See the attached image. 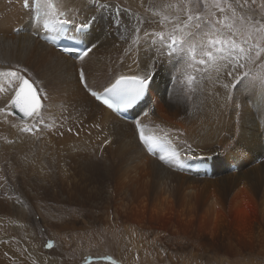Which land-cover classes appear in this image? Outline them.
I'll return each instance as SVG.
<instances>
[{"label": "bare ground", "instance_id": "bare-ground-1", "mask_svg": "<svg viewBox=\"0 0 264 264\" xmlns=\"http://www.w3.org/2000/svg\"><path fill=\"white\" fill-rule=\"evenodd\" d=\"M55 2L59 10H72L80 20L95 16L84 36L85 45L93 49L87 56L73 60L39 41L31 34L38 25L32 23L31 12L22 8L21 0H0V71L19 70L33 85L44 102L41 122L48 123L40 126L27 118L22 122L19 114L0 115V224L10 221L14 232L10 236L0 231V264H122L94 253L100 250L74 255L79 247L66 235L82 232V248L83 242L93 243L89 234L99 224L112 232L127 227L145 235L157 231L158 225L191 230L197 222L214 230L226 214L240 227L247 219L245 205L250 199L264 219V89L243 76L249 71L253 75L264 72V67L253 63L249 70L248 60H241L247 70L238 72L240 78L232 81L225 69L217 71L227 61L193 63L191 68L184 64L192 43L196 60L200 59L201 40L207 39L202 33L209 31V23L214 25L211 0ZM104 4L107 9L100 8ZM115 5L121 7L119 15L114 13ZM179 6L182 10L176 9ZM188 14L199 15L201 20H193L176 33L184 36L189 29L193 33L179 50L144 39L143 30L171 33L175 18L184 21ZM165 15L169 21L161 24ZM116 20L120 21L117 25ZM197 22L202 25L200 32L193 27ZM20 25L24 32L14 34ZM137 26L142 29L139 33ZM137 39L139 43H134ZM149 65L153 78L145 100L132 110L135 120L145 136L168 132L181 160L217 152L210 177L178 172L173 169L174 159L169 164L160 161L159 154L148 155L133 122L117 118L98 104L78 78L82 68L87 85L100 91L120 76L143 75ZM189 75L194 78L191 86ZM0 84L4 89L0 100L10 95L13 85L19 87L12 77H0ZM224 84H229L227 90ZM144 111L148 114L142 117ZM31 123L39 130H21ZM187 144H191L190 152ZM257 157L262 158L260 162ZM233 164L237 170L230 172ZM39 190H48L59 200L60 206L52 207L53 223L42 227L48 240L54 239L55 259L42 252V244L22 248L13 240L32 234L34 222L30 221L41 213L31 197H38ZM96 201L103 209L93 216L84 209ZM161 248L154 245L149 262L141 264H178L162 263ZM124 259V264H134Z\"/></svg>", "mask_w": 264, "mask_h": 264}, {"label": "rangeland", "instance_id": "rangeland-1", "mask_svg": "<svg viewBox=\"0 0 264 264\" xmlns=\"http://www.w3.org/2000/svg\"><path fill=\"white\" fill-rule=\"evenodd\" d=\"M211 2L214 5V27L219 30L220 35L224 38L232 36V31L225 27L226 24H232L235 29H240L235 37L239 42L247 38L246 25L249 17L253 21L260 20L264 23L263 0H255V3L252 0H247V4H244V0H239L240 4L244 5L243 7L237 6V0H227L226 3L225 0H220L221 6L225 8L224 13H221L215 7L214 0H211ZM229 5L235 8L236 17H233ZM176 9L182 10V7L179 6ZM225 17H227L226 20L224 19ZM240 17L245 18L243 24ZM218 20L223 21V23H216ZM189 32H191V29H189ZM249 43L264 45V41H258L255 35L252 36ZM244 46L247 47V45ZM251 55L254 56L255 52L253 51ZM262 55L264 56V54ZM252 64L247 63L249 70ZM253 65L264 67V57L256 60ZM242 70H247L246 65L239 69L238 72ZM28 190L29 187H26V191ZM39 191L41 193L38 197H31L36 202L35 210L41 213L36 216V219L30 221L34 222L32 234L25 233L20 236V240L13 239L22 248L31 244L33 246L44 245L48 238L46 228L43 229L42 227L45 223H53L52 207L60 206L59 200H54L53 195L48 190ZM245 206L247 219L240 227L233 225L231 217L224 214L220 219V225H214V230L197 222L191 230H177L169 226L158 225L157 231L145 235L137 231L135 233L132 228L127 227H119V231L112 232L109 231L110 229H105L104 224L102 226L99 224V228L94 229L92 234H89L93 243L87 245V243L83 242L85 245L82 248V232L76 231L75 235L71 233L66 235V237L70 239L74 246L79 247L74 254L76 256L77 253L100 250V252L94 253L103 257H110L112 260L122 264L126 263L124 258L134 261V264L149 262L153 254L154 245L155 247H162V263H175V261H178V264H264V219H262L258 208L251 199L248 200ZM102 209V203L96 201L91 206L85 207L84 210L90 215L98 216L102 213ZM123 229H127V231ZM0 231L9 233L10 236L14 234L8 220H3L0 224ZM29 235H31V239ZM53 247L48 251L42 247V252H49L51 257L55 259L58 251L54 250ZM82 256L80 255L79 257ZM75 258L73 257V259Z\"/></svg>", "mask_w": 264, "mask_h": 264}, {"label": "snow or ice", "instance_id": "snow-or-ice-1", "mask_svg": "<svg viewBox=\"0 0 264 264\" xmlns=\"http://www.w3.org/2000/svg\"><path fill=\"white\" fill-rule=\"evenodd\" d=\"M227 0H225V3ZM255 3V0H252ZM30 0H23V7L29 8ZM215 7L221 12H225V8L221 6L220 0H214ZM244 4H247V0H244ZM237 6L243 7L239 0H237ZM46 7L48 11L44 14L47 18L44 20L43 28L50 30L52 32L59 33L61 36L68 34L69 38L72 40L79 39L78 33H83L88 27V19L84 17L83 20L78 18V15L72 14V10L65 12L58 10L56 5H54L53 0H46ZM117 9V14H120L119 5H115ZM166 8H172L174 5H166ZM229 7L232 10L233 17H236L237 13L235 8ZM36 16H40V4L37 0L35 4ZM124 11H127L125 9ZM225 20L227 17L224 18ZM193 20L200 21L201 17L199 15L193 16L188 14L187 20L180 21L179 17L175 18L173 31L171 33H165L164 31H152L149 32L146 29L143 30V36L146 40H151L153 43H160L166 45L171 51L173 49L179 50L182 48L187 41V37L193 35L191 32H185L184 36H178L176 33L178 31H183L187 28ZM241 23H244L245 18L240 17ZM169 21L167 15L163 16L160 23L164 24ZM143 23V21H140ZM116 23L119 24L120 21L116 20ZM216 23H223V21H216ZM39 27V26H38ZM193 27L200 32L202 29L201 23L197 22ZM229 30L232 31V36L222 37L218 29L214 25L209 23V31L203 32L202 36L206 37V40H201L200 43V59L196 60V45L195 43L189 44L186 49L187 59L184 61L186 67L191 68L193 63H198L200 65H205L208 63L216 64L218 61H227V64H222L217 67V71H220L222 67L225 69V75L232 78V81H235L240 78L238 70L243 68L245 65L241 63V60L247 59L249 63H255L256 60L262 58L264 54V45L260 43H249V40L253 35L257 37L258 41H264V23L260 20L253 21L252 18H248V23L246 25L247 38L240 40L239 42L235 38L239 33L240 29H235L232 24H226ZM137 33L141 32L142 29L137 26L135 28ZM134 43H139V40H134ZM244 45H247L245 47ZM70 48H65L64 51H71ZM92 47H88L84 50L83 55L87 56L91 51ZM255 52V55L252 56L251 53ZM206 58V59H205ZM150 65L147 66L149 69L145 71L143 75H130V76H120L115 80L114 83H111L110 86H106L103 89V94H98L97 91L91 89L86 82L85 74L83 71L80 73V83L87 88L90 96L94 97L95 100L101 101L108 109L115 111L126 110L133 107L138 102L142 101V98L145 97L148 85L151 80L150 75ZM237 75H233V73ZM245 79H250V83H259L261 88L264 89V72H258L255 75L251 71L243 73ZM0 77H12L16 82L19 83V87L15 85L12 86L10 95L4 97L0 102L4 103V107H0V115L7 117L8 115H20L21 121H25V118L28 120L40 123L43 120L45 107L43 98L38 96L36 91H33V85L21 75L19 70H8L0 71ZM187 83L189 86L192 85L194 78L192 76H187ZM219 79V75L217 76ZM175 80V77H173ZM231 83V81L229 82ZM224 89L229 88V84L223 85ZM4 89H0L3 91ZM83 125H81L82 127ZM13 127H18L13 124ZM24 132L31 131V127H23L21 129ZM136 130L139 133V141L141 144L147 146V150L152 152L153 149L157 146L152 137H146L141 130V123H136ZM69 132L73 131V128L68 129ZM77 135L79 131L77 130ZM107 143V141H105ZM186 151H191V146L189 145ZM170 159L165 158L164 155L159 157L160 161L165 163H172L174 159L177 166L183 165V160L180 159L179 152H173L170 154ZM187 158V157H185ZM46 248H52V243L49 241L44 245ZM115 264V262H113Z\"/></svg>", "mask_w": 264, "mask_h": 264}, {"label": "water", "instance_id": "water-1", "mask_svg": "<svg viewBox=\"0 0 264 264\" xmlns=\"http://www.w3.org/2000/svg\"><path fill=\"white\" fill-rule=\"evenodd\" d=\"M31 84V83H30ZM33 91H35L34 89H33ZM17 114H19V113H17ZM19 115H22V114H19Z\"/></svg>", "mask_w": 264, "mask_h": 264}]
</instances>
